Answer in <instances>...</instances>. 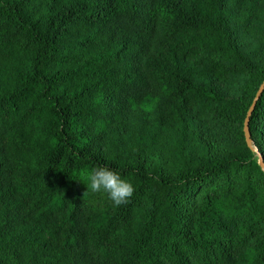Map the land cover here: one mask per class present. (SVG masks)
Instances as JSON below:
<instances>
[{
    "label": "trees",
    "instance_id": "16d2710c",
    "mask_svg": "<svg viewBox=\"0 0 264 264\" xmlns=\"http://www.w3.org/2000/svg\"><path fill=\"white\" fill-rule=\"evenodd\" d=\"M263 84L264 0H0V264H264Z\"/></svg>",
    "mask_w": 264,
    "mask_h": 264
},
{
    "label": "clouds",
    "instance_id": "9594fccd",
    "mask_svg": "<svg viewBox=\"0 0 264 264\" xmlns=\"http://www.w3.org/2000/svg\"><path fill=\"white\" fill-rule=\"evenodd\" d=\"M88 190L107 193L114 206L128 203L135 193L133 183L107 165H97L88 173Z\"/></svg>",
    "mask_w": 264,
    "mask_h": 264
},
{
    "label": "water",
    "instance_id": "95a60500",
    "mask_svg": "<svg viewBox=\"0 0 264 264\" xmlns=\"http://www.w3.org/2000/svg\"><path fill=\"white\" fill-rule=\"evenodd\" d=\"M263 91H264V84L262 85V87H261V89H260V91H259V93H258V95H257V97H256V99H255L250 111H249L248 117H247L246 122H245L244 133H245V136H246V141H247L248 147L250 149H252L255 153L259 154V159H260L259 164L262 167V169L264 170V158H263L262 154L260 153V151L255 148L254 142L252 140L251 132H250V120H251L253 112H254V110L256 108V105H257V103H258Z\"/></svg>",
    "mask_w": 264,
    "mask_h": 264
}]
</instances>
